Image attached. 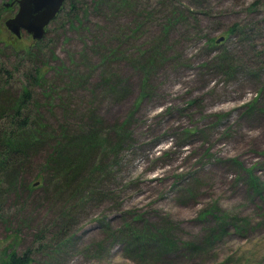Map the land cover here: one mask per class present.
Listing matches in <instances>:
<instances>
[{
    "label": "rangeland",
    "instance_id": "1",
    "mask_svg": "<svg viewBox=\"0 0 264 264\" xmlns=\"http://www.w3.org/2000/svg\"><path fill=\"white\" fill-rule=\"evenodd\" d=\"M16 10L0 102L30 91L31 147L0 264H264V0H65L37 41Z\"/></svg>",
    "mask_w": 264,
    "mask_h": 264
},
{
    "label": "trees",
    "instance_id": "2",
    "mask_svg": "<svg viewBox=\"0 0 264 264\" xmlns=\"http://www.w3.org/2000/svg\"><path fill=\"white\" fill-rule=\"evenodd\" d=\"M57 16V15H56ZM233 30V28H231ZM14 47V45H13ZM15 48V47H14ZM24 52L29 51L30 49L19 48ZM35 55L34 57H36ZM12 72L8 70L2 62H0V83L4 82L7 83L12 76ZM31 78H34V75L29 74ZM2 96L0 95V98ZM31 97L30 91H24L18 99L13 100L10 104L5 106L3 103L0 102V114L5 111L6 121L5 124L0 125V187L3 188L4 180L7 182L5 183V187L7 189L15 188L18 192L19 189V179L17 177L18 173L20 172V167L22 166L23 162L26 161L24 156L26 155V148H30L31 144L28 142V136L30 135L29 129V114L24 113V105L29 102ZM80 124V121H77ZM31 127V126H30ZM78 138V137H77ZM92 138V136L90 137ZM79 143V140H78ZM123 143V140L119 139V144ZM14 155V156H13ZM19 156V157H18ZM27 157V155L25 156ZM54 161V158L49 159L50 165ZM78 163L81 164V161L78 160ZM77 164V166L79 165ZM59 165V166H58ZM56 165L52 168L58 170L67 181L70 173L66 175L64 172L65 167H69L71 171V166L66 161L61 162L60 164ZM76 166V167H77ZM68 172V171H66ZM72 173V172H71ZM252 178V177H251ZM18 181V182H17ZM253 185H257L256 181L252 178L251 180ZM49 184H51L49 179ZM31 185H34L32 182ZM256 189L258 187H255ZM144 233V231H143ZM155 234L142 236L140 234H135L133 238H139L143 240H151ZM155 237L153 238V240ZM137 240V239H136ZM143 245V243H136ZM32 263L31 252L28 250L27 252H23L22 254H17L15 252H11L8 254L7 257V264H30Z\"/></svg>",
    "mask_w": 264,
    "mask_h": 264
},
{
    "label": "water",
    "instance_id": "3",
    "mask_svg": "<svg viewBox=\"0 0 264 264\" xmlns=\"http://www.w3.org/2000/svg\"><path fill=\"white\" fill-rule=\"evenodd\" d=\"M16 12L7 17L5 24L16 37L22 32L29 34L33 40L42 39L46 26L62 8L65 0H15ZM222 38H218L219 41Z\"/></svg>",
    "mask_w": 264,
    "mask_h": 264
}]
</instances>
